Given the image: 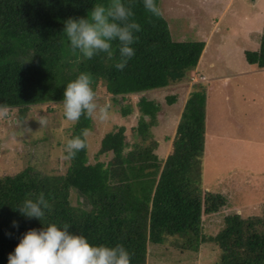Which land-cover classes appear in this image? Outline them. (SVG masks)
<instances>
[{
	"label": "trees",
	"instance_id": "16d2710c",
	"mask_svg": "<svg viewBox=\"0 0 264 264\" xmlns=\"http://www.w3.org/2000/svg\"><path fill=\"white\" fill-rule=\"evenodd\" d=\"M107 2L0 0V104L17 109L19 120L35 105L63 102L67 83L81 73L92 75L96 93L98 86L105 89L119 105L120 115H138L130 128L120 125L104 134L94 163H89L87 145L69 158L64 174H43L27 166L0 176V264H8L9 254L27 231L52 223H68L70 233L85 236L93 245L122 244L132 254L131 264H146L149 243L161 245L171 237L181 248L194 251L203 242L215 243L218 264H264V203L258 216L229 213L216 234L202 232V217L226 205L225 196L212 191L203 177L205 84L197 83L189 91L175 132L164 136L172 150L164 157L158 154L160 143L153 129L160 105L144 94L197 75L205 41L176 40L162 13L147 12L143 0H122L133 4L134 19L141 25L134 33L135 55L122 71L115 67L120 60L116 42L111 59L104 53L85 58L70 47L65 21L86 18L94 5ZM156 3L160 8V0ZM244 55L250 65L264 67V33L260 46ZM133 94L140 95L134 105L126 102ZM167 97L170 105L178 98ZM92 123L82 116L69 139L89 131ZM101 156L109 158L100 160ZM41 192L52 205L43 222L14 210Z\"/></svg>",
	"mask_w": 264,
	"mask_h": 264
},
{
	"label": "rangeland",
	"instance_id": "374dc122",
	"mask_svg": "<svg viewBox=\"0 0 264 264\" xmlns=\"http://www.w3.org/2000/svg\"><path fill=\"white\" fill-rule=\"evenodd\" d=\"M160 10L174 39L202 37L210 45L211 56L223 60L215 68L203 61L195 69L199 77L194 75L144 94L160 105L153 133L160 143L158 154L164 157L169 150L164 136L175 132L187 94L195 84H204L200 77L206 81L209 105L202 171L211 190L226 199L220 211L202 217V232L210 236L221 229L226 214L238 213L245 218L262 213L264 69L250 65L241 47L256 50L253 46H260L264 0H160ZM96 91L97 102L110 105L111 115L106 122L92 120L87 137L89 163L96 161L104 134L120 125L130 128L138 119L136 112L127 117L120 115L119 105L103 87L98 86ZM174 95L178 97L176 102L168 104L166 97ZM139 97L130 95L126 102L134 105ZM40 120L46 121L45 126ZM73 124L65 118L62 102L35 105L24 120H19L17 109H10L9 117L0 119V176L27 166L43 174H64L70 164L65 146ZM108 158L101 156L100 160ZM219 255L213 242H203L194 251L181 248L171 237L161 245L149 243L146 264H218Z\"/></svg>",
	"mask_w": 264,
	"mask_h": 264
},
{
	"label": "clouds",
	"instance_id": "9594fccd",
	"mask_svg": "<svg viewBox=\"0 0 264 264\" xmlns=\"http://www.w3.org/2000/svg\"><path fill=\"white\" fill-rule=\"evenodd\" d=\"M143 6L150 14L161 15L156 0H143ZM134 15L131 2L125 4L122 0H108L105 4L94 5L86 18H68L63 32L72 50H79L88 59L101 53L111 59L113 42H116L120 60L115 67L122 71L135 55L132 45L137 37L134 33L141 31V25L135 21ZM31 58L23 64L30 62ZM92 85L90 73H81L67 83L62 103L68 121L77 123L82 116L100 122L110 119V105L97 102L98 96ZM9 115V107L0 104V119ZM40 123L45 126L46 121L40 120ZM88 135V129H84L81 135L67 141L65 150L68 158H75L77 153L86 149ZM14 210L27 218H37L43 222L46 211L51 212L52 205L41 192L35 199H25ZM13 223L18 226L17 222ZM69 228L68 223L62 227L52 223L39 230L27 231L15 251L9 254L8 264H131L132 254L122 244L93 245L85 236L70 233Z\"/></svg>",
	"mask_w": 264,
	"mask_h": 264
},
{
	"label": "crops",
	"instance_id": "0c3cea01",
	"mask_svg": "<svg viewBox=\"0 0 264 264\" xmlns=\"http://www.w3.org/2000/svg\"><path fill=\"white\" fill-rule=\"evenodd\" d=\"M254 2H256V0H253ZM218 24V23H217ZM250 33V32H249ZM198 39H200V40H204L205 41V39L204 38H202V37H197ZM205 43H206V41H205ZM242 49H243V52H244V48L243 47H241ZM252 49H257V47H254L253 46V48ZM211 53H212V51H211V48H210V45L208 44V42L206 43V45H205V48H204V50H203V52H202V55H201V57H200V59H199V63H198V65H197V67H196V69L199 67V66H201V64L203 63V61H205L206 63L205 64H207V65H209L210 66V68H215V66H218V63H220L221 61H223V60H221V58H219L218 56H211ZM258 68H260V67H258ZM261 68H263L264 69V67H261ZM263 71V70H262ZM199 77V76H198ZM202 82L205 84L206 83V81L204 82V80H202ZM207 87V86H206ZM207 89V88H206ZM207 92H208V89H207ZM184 102H185V100H184ZM183 105H184V103H183ZM208 105H209V98H208V93H207V100H206V131H207V124H208ZM179 116H180V114H179ZM159 118V117H158ZM205 137H206V133H205ZM168 147H169V150H168V152H170L171 150H172V146H171V144H168ZM204 152H205V150H204ZM204 177V176H203ZM207 184H208V182H206ZM205 186L208 188V185H206L205 184Z\"/></svg>",
	"mask_w": 264,
	"mask_h": 264
}]
</instances>
